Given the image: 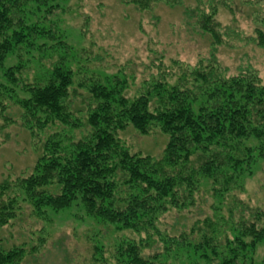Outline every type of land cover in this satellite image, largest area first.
<instances>
[{
  "label": "trees",
  "instance_id": "1",
  "mask_svg": "<svg viewBox=\"0 0 264 264\" xmlns=\"http://www.w3.org/2000/svg\"><path fill=\"white\" fill-rule=\"evenodd\" d=\"M57 1L63 0H0V71L28 96L16 105L21 125L39 152L28 176L0 183V228L17 219L22 197L36 215L44 208L57 212L77 202L87 216L140 236L138 241L120 245L115 259H125L126 264H168L158 253L143 254L153 237L160 236V220L171 211L194 207L203 182L210 184L216 197L234 189L242 191L240 178L255 159H264V83L255 71L226 76L213 58L193 67L177 63L176 72L159 73L132 98L124 94L126 80L94 83L88 90L85 124L71 110L70 66L61 63L31 84L20 79L24 69L20 62L4 69L13 50L29 48L33 39L43 38L37 25L29 23V6L47 7L50 12L55 7L51 3ZM175 1L131 3L144 11L158 2L172 6ZM216 8L209 1L208 12L199 5L183 12L185 20L195 18L196 28L211 38L214 48L224 41ZM258 38L262 45V33L258 32ZM1 89H5L2 84L3 99ZM6 109L0 101L1 130L14 123L5 115ZM56 125L64 131L41 138ZM83 126L88 132L77 140L65 130ZM128 126L140 136H148L153 129L166 136L160 157L125 148L117 134ZM250 141L254 144L246 145ZM232 203L227 219L215 211L213 218L195 223L189 233H165L169 244L165 242L163 249H192L205 264H253L248 257L264 241V209L235 199ZM25 254L22 247L4 250L0 240V264H19Z\"/></svg>",
  "mask_w": 264,
  "mask_h": 264
},
{
  "label": "rangeland",
  "instance_id": "2",
  "mask_svg": "<svg viewBox=\"0 0 264 264\" xmlns=\"http://www.w3.org/2000/svg\"><path fill=\"white\" fill-rule=\"evenodd\" d=\"M209 1L217 7L215 19L224 39L215 48L211 38L196 28L195 18L187 21L183 15L186 8L197 5L208 12ZM175 2L172 6L158 2L144 11L137 9L131 0H63L51 3L55 7L50 12L46 11L47 7L30 5L29 23L37 25L43 38L33 39L29 48L13 50L4 61V69L20 62L24 68L20 79L31 84L61 63L70 66L73 72L71 110L85 124L88 90L94 83L108 84L113 78L126 80L124 94L132 98L144 90L145 82L159 73L176 72L177 63L193 67L213 58L226 76L255 71L264 83V0ZM258 32L263 35L262 45H259ZM59 40L64 43L60 44ZM3 72L0 71V84L5 89H1L4 97L0 101L7 107L5 115L14 123L6 129L0 128V183L28 176L39 155L21 125V110L16 105L17 100L28 96L20 85L9 84ZM65 130L77 140L88 132V127L72 132ZM55 131L64 129L56 125L41 138ZM117 138L131 153L157 158L167 140L158 129H153L148 136H140L131 126L119 132ZM240 185L242 191L234 189L216 197L210 184L203 182L194 207L181 213H167L158 223L160 236L153 237L152 246L143 254L158 253L159 259L167 260L168 264H205L192 249L164 250L167 241L163 235L189 233L195 223L213 218L216 212L227 219L232 199L264 209V159H255L240 178ZM19 204L21 211L17 219L10 226L0 228L4 250L15 246L25 249V257L19 264H126L125 259H115L116 249L129 240L140 239L132 231H119L116 225L87 216L77 202L57 212L44 208L37 215L23 197ZM252 254L248 258L253 259V264H264V241Z\"/></svg>",
  "mask_w": 264,
  "mask_h": 264
}]
</instances>
